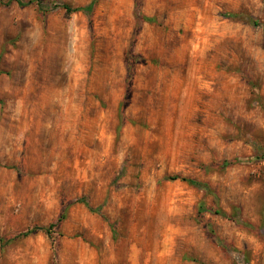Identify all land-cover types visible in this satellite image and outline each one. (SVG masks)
<instances>
[{"label": "rangeland", "instance_id": "obj_1", "mask_svg": "<svg viewBox=\"0 0 264 264\" xmlns=\"http://www.w3.org/2000/svg\"><path fill=\"white\" fill-rule=\"evenodd\" d=\"M91 1L0 0V264H264V0Z\"/></svg>", "mask_w": 264, "mask_h": 264}, {"label": "trees", "instance_id": "obj_2", "mask_svg": "<svg viewBox=\"0 0 264 264\" xmlns=\"http://www.w3.org/2000/svg\"><path fill=\"white\" fill-rule=\"evenodd\" d=\"M15 1H17L21 5L32 4V3H36V4H40L41 3V0H15ZM94 4H95V0H92L89 4L84 5V6L73 7L70 4L65 3V2L60 3V4L56 5V6L65 9L69 13L77 12V11H83V12L90 13L93 10ZM169 178H171V179L179 178L181 180L188 181V182H190V183H192V184H194L196 186H200V185L203 184L201 181H198L196 179L183 177V176H171ZM204 186H206L208 188L209 185L208 184H204ZM38 229L39 228L28 229L27 231L23 232L22 234L23 235H27L29 233H32V232L38 230ZM44 229L47 230V228H44ZM1 239H2V237H0V240Z\"/></svg>", "mask_w": 264, "mask_h": 264}, {"label": "bare ground", "instance_id": "obj_3", "mask_svg": "<svg viewBox=\"0 0 264 264\" xmlns=\"http://www.w3.org/2000/svg\"><path fill=\"white\" fill-rule=\"evenodd\" d=\"M34 59V58H33ZM25 63V62H24Z\"/></svg>", "mask_w": 264, "mask_h": 264}]
</instances>
